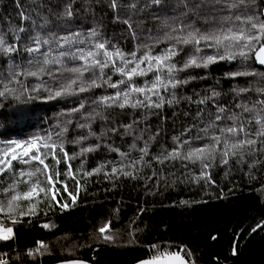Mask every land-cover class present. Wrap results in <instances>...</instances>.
Instances as JSON below:
<instances>
[{
  "label": "snow or ice",
  "instance_id": "1",
  "mask_svg": "<svg viewBox=\"0 0 264 264\" xmlns=\"http://www.w3.org/2000/svg\"><path fill=\"white\" fill-rule=\"evenodd\" d=\"M77 2L86 13L92 12V0H29L27 4L13 0V11L19 23L0 17V118L13 124H24L36 118L33 105L37 101L46 103L79 97L105 85L116 90L111 96H100L92 101L103 111L93 108L81 116L87 123L75 122V128L87 129V136L68 139L73 124L71 117L82 114L86 108L85 101L77 100V107L57 114V123L51 130L24 139L0 140V240L3 241L15 235L13 227L5 226V219L13 225L22 224L24 217H37L41 205L51 209L54 203H58L56 195L59 190L53 192V177L59 182L61 173L58 169L62 160L67 163L101 147L100 143L83 147L91 137L101 141L108 133L132 135L130 148L136 149V141H143L144 146L138 149L141 164L148 157L149 163L155 161L161 165L176 161L185 167L199 165V175L193 178L196 182L204 180L214 184L211 169L228 167L232 162L238 166L247 165L250 172L258 166L264 167V158H260L264 157V71L261 70L264 69V0H144L143 4L141 0H131L127 7L133 11L139 9L142 13L147 11L151 22L156 24V34L153 35L149 28L146 39L152 43L138 44L130 53L111 44L95 24L90 27L84 24L79 9L75 7ZM110 6L113 9L122 7L116 0H111ZM147 22L142 20L140 24ZM122 23L132 28L130 19ZM161 44L165 47L159 54H153V47ZM207 49L212 53L207 54ZM220 61H239L240 67L225 76L229 79L244 77L246 86H234L231 89L233 99L227 104L218 102L225 94L215 89L210 95L196 100V122L184 128L179 136L172 137L170 150L161 146L159 153L152 155L149 141L143 140L148 129H140V135H135L139 120L128 124H116L113 120L115 126L102 129L99 135L92 130L97 119L109 122V109L150 110L162 108L165 102L169 105L179 103L181 98L176 95L177 90L196 79L188 75L189 71L208 69ZM109 71L118 74L120 79L113 82ZM148 73L153 75L150 83L145 80L142 86H138L136 78L147 77ZM181 75L186 78L181 79ZM169 89L172 98L165 101L160 92ZM140 95L143 100L138 98ZM183 99L192 100L191 97ZM209 104L214 111L210 110L205 120L201 106ZM158 135L159 131L149 136V140L154 143ZM69 143L80 146L79 152L71 157L65 148ZM103 146L118 152L122 158L128 155L117 147ZM135 163L122 165L119 169L113 166L111 175L116 176L119 172L124 177L137 179ZM16 164L20 167L17 168ZM104 167L99 165L81 174L90 177ZM128 167L133 171H128ZM63 175L75 179L70 163ZM104 175L108 177L110 174L105 172ZM76 183L79 191V181ZM62 186L67 192V185ZM68 195L74 205L76 197L71 193ZM60 207L64 210L69 205L65 203ZM44 215L47 216V212ZM41 227L49 228L50 225ZM260 228L262 223H258L252 232ZM95 234L105 243H115L117 239L110 221H102ZM211 239L214 241L217 237L213 235ZM128 242L135 243L134 233L129 234ZM36 244V248L24 253L29 260L37 253L43 255L49 250V245L42 241ZM150 247L153 255L139 260L138 264H196L194 253L186 246H180L178 251H172L166 244H152ZM232 254H238L236 246H233ZM13 259L17 264H23L19 253ZM0 264H9V261L0 257ZM64 264L87 262L69 259Z\"/></svg>",
  "mask_w": 264,
  "mask_h": 264
},
{
  "label": "trees",
  "instance_id": "2",
  "mask_svg": "<svg viewBox=\"0 0 264 264\" xmlns=\"http://www.w3.org/2000/svg\"><path fill=\"white\" fill-rule=\"evenodd\" d=\"M130 2L131 0H116L122 7L113 9L110 6L111 0H92L94 15L92 12L86 13L79 2L75 7L79 9V16L83 18L84 24L89 27L95 24L111 44L118 46L124 53H130L134 51L133 31L135 35L148 32L149 28L152 32L156 31V24L151 22L148 12L142 13L139 9L133 11L127 7ZM143 2L141 0V4ZM22 3L27 4L29 0H22ZM0 17L19 23L13 11V0H0ZM125 19H130L131 29L122 23ZM142 20L148 22L140 24ZM164 47V44L154 46L153 54H159ZM206 53L211 54L212 50L207 49ZM239 67V61H220L210 65L208 69H192L188 75L196 79L177 90L176 95L181 98L179 103L169 105L165 102L162 108L150 110L109 109V122L97 119L92 130L99 135L102 129L115 126L113 120L116 124L139 120L135 135H140V129H148L143 134V140L149 141L152 155L158 154L161 146L170 150L172 137L179 136L184 128L196 122V100L203 95H210L211 90L215 89L225 94L218 102L227 104L233 99L231 89L234 86H246L244 77L229 79L225 76ZM108 74L112 75L113 82L120 79L118 74L113 75L111 71ZM184 78L186 77L181 75V79ZM152 79V73H148L147 77H137L136 82L138 86H142L145 80L150 83ZM115 91L105 85L79 97L46 103L37 101L33 105L36 118L32 121L13 124L0 118V140L24 139L32 134H43L51 130L57 123V114L77 107V100L85 101L86 108L82 114L71 117L73 124L70 126L68 139L87 136V129L75 128V122L87 123L81 116L91 112L93 108L103 111L92 101L100 96H111ZM160 95L165 101L171 99V89L167 92L161 90ZM183 97H191L192 100L188 101ZM138 98L144 99L143 95ZM153 100L160 102L156 97ZM201 107L204 108L207 120V113L214 109L210 104ZM157 131L159 135L153 143L149 136ZM97 143L101 147L96 151L77 156L67 163L61 161L58 169L61 173L59 182L53 177V192L59 190L56 195L58 203H54L51 209L47 205H41L38 216L24 217L22 224L13 225L11 221L4 220L6 227H13L15 235L8 241H0V257L8 260L9 264H17L13 259L17 253L23 264L54 263L69 259H82L92 264H132L150 258L153 255L150 247L152 244H166L171 246L172 251L180 250V246L191 249L196 264H264V167L258 166L250 172L247 165L238 166L232 162L228 167L211 169L214 184L204 180L196 182L193 178L199 175V165L188 164L185 167L179 161L161 165L155 161L149 163L148 157L141 164L138 149L144 146L143 141H136V149L130 148L133 143L132 135L124 136L123 132L115 135L108 133L101 141L91 137L82 146H94ZM105 144L117 147L128 155L122 158L118 152L104 147ZM65 148L70 157L80 150V146L70 143ZM133 162H136L134 174L137 179L124 177L119 172L116 176L111 175L113 166L119 169L122 165L130 166ZM68 163L71 164L75 179L63 175L68 171ZM99 165L105 166L100 173L90 177L81 174ZM16 167L19 168L20 165L16 164ZM127 170L133 171L131 167ZM105 172L110 175L105 177ZM76 181H79V191ZM63 184L67 185V192L64 191ZM68 193L76 197L74 205ZM181 201L187 203L182 204ZM65 203L69 207L62 210L60 205ZM44 212H47V216ZM102 221L111 222L112 233L117 234L115 243H105L96 236V229ZM258 223H262V228L253 233L252 229ZM43 224H49L50 227L43 228ZM130 233H134L135 243L128 242ZM213 235L217 237L214 241L211 239ZM37 241L49 245V250L43 255L37 253L34 259L29 260L24 253L30 248H36ZM233 246L237 247L238 254L235 256L232 254Z\"/></svg>",
  "mask_w": 264,
  "mask_h": 264
},
{
  "label": "rangeland",
  "instance_id": "3",
  "mask_svg": "<svg viewBox=\"0 0 264 264\" xmlns=\"http://www.w3.org/2000/svg\"><path fill=\"white\" fill-rule=\"evenodd\" d=\"M153 35L156 34L155 32H152ZM149 35V32H143V33H136L134 37V50L136 49L138 44H144V43H152L151 41L147 40L146 37Z\"/></svg>",
  "mask_w": 264,
  "mask_h": 264
},
{
  "label": "water",
  "instance_id": "4",
  "mask_svg": "<svg viewBox=\"0 0 264 264\" xmlns=\"http://www.w3.org/2000/svg\"><path fill=\"white\" fill-rule=\"evenodd\" d=\"M0 241H3V240H0ZM145 259H148V258H145ZM66 260H62V261H58V262H54V263H42V264H64V262H65ZM85 261V260H84ZM87 262V264H92V263H90V262H88V261H86ZM132 264H138V261H136V262H134V263H132Z\"/></svg>",
  "mask_w": 264,
  "mask_h": 264
},
{
  "label": "built area",
  "instance_id": "5",
  "mask_svg": "<svg viewBox=\"0 0 264 264\" xmlns=\"http://www.w3.org/2000/svg\"><path fill=\"white\" fill-rule=\"evenodd\" d=\"M3 258V257H2ZM3 259H5V258H3ZM6 260V259H5Z\"/></svg>",
  "mask_w": 264,
  "mask_h": 264
}]
</instances>
